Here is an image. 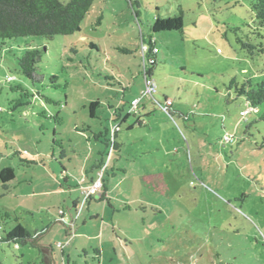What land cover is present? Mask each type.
<instances>
[{"label":"rangeland","instance_id":"obj_1","mask_svg":"<svg viewBox=\"0 0 264 264\" xmlns=\"http://www.w3.org/2000/svg\"><path fill=\"white\" fill-rule=\"evenodd\" d=\"M134 1L95 0L70 36L0 41V171L15 170L7 193L0 182V213L10 227L17 218L44 232L39 244L52 246L55 264H264V122L228 89L264 81V29L251 31L250 0ZM180 11L183 33L150 32ZM237 38L263 53L250 57ZM31 50L39 61L28 80L17 60ZM121 109L130 116L103 174L106 198L85 205L82 180L105 152L94 135ZM15 152L35 164L21 166ZM73 202L68 234L60 211ZM39 260L30 245L0 243V264Z\"/></svg>","mask_w":264,"mask_h":264},{"label":"trees","instance_id":"obj_2","mask_svg":"<svg viewBox=\"0 0 264 264\" xmlns=\"http://www.w3.org/2000/svg\"><path fill=\"white\" fill-rule=\"evenodd\" d=\"M95 0H68L66 3H61L57 0H0V41L12 40L25 37H43L52 39L55 36H70L76 32H80V25L89 13ZM130 6H137L136 1L128 0ZM251 13L253 23L256 28L251 29L252 33L258 38L259 30L264 29V0H250ZM183 13L172 18L157 17L150 26L152 34L164 32H179L183 33ZM232 30L236 34L240 29L233 27ZM237 42L241 48L250 56H253V51L257 54H262V45L253 46L243 38H237ZM154 43L149 41V48L146 53H142L143 63V78L145 80H153V68L156 65V54L154 52ZM123 53H128V50L122 49ZM19 73L28 80H33L36 72V66L39 61V51L31 50L25 52L18 60ZM155 83V82H154ZM156 89V86H155ZM154 89V91H155ZM229 90H233L234 94L242 98L245 104L250 109H257L261 112L260 121L264 122V81L255 82L251 78H245L242 84H237L234 80L230 81ZM154 93V92H153ZM152 93V94H153ZM130 103L131 111L137 112V104ZM98 102L90 103L89 116L95 118V110L98 107ZM171 106V103L170 105ZM261 111H260V110ZM113 113V126L109 130L94 135L95 140H102L105 152L100 153V158L95 162L90 170L92 176H87L82 180L85 184L83 189L84 199L86 189L97 181L100 176L101 190L96 195H91L85 200V205L91 200L102 201L106 198V187L103 181V174L108 168V160L113 152L119 148L116 143L117 133L120 132L121 124L125 123L130 113L121 115L122 109ZM168 111V110H167ZM137 123H140L137 121ZM131 128V127H130ZM264 144V143H263ZM14 156H21L15 152ZM22 157V156H21ZM20 158V164L23 167H30L35 164L34 160ZM15 179V170L11 167L4 168L0 171V182L3 190L7 193L9 184ZM87 183V184H86ZM97 197V198H96ZM79 202H74L73 208H78ZM84 207V206H83ZM76 221V220H75ZM74 221V222H75ZM14 226L10 227V215L0 213V243L16 247H24L30 245L32 248L38 249L40 260L38 264H55L53 257L52 246H42L39 244V238L44 232L30 233L18 223V219L14 218ZM73 222V223H74ZM73 230L68 227L67 233L72 234ZM33 264V263H32Z\"/></svg>","mask_w":264,"mask_h":264},{"label":"built area","instance_id":"obj_3","mask_svg":"<svg viewBox=\"0 0 264 264\" xmlns=\"http://www.w3.org/2000/svg\"><path fill=\"white\" fill-rule=\"evenodd\" d=\"M156 50H154L155 52ZM145 86H146V91L144 93V95L148 96L149 98L151 97L152 93L154 92V89H155V83L153 80H145ZM133 105H136L137 104V101H134L132 103ZM170 105V102H166V106L169 107ZM166 109V107H165ZM258 112L257 109H250L248 108V111H246L245 114H250V112ZM101 180H100V176L99 178L97 179V181L93 184H91L87 189L86 191L84 192L85 193V199L86 200L89 196L91 195H96L100 192L101 190ZM78 208L76 209V212H75V218L79 215L78 214ZM60 214H61V218H60V222H66L65 225L68 226L70 229H72V225H73V222L76 220L75 218L73 219V217H71V219H68V218H65V215L63 214V211H60Z\"/></svg>","mask_w":264,"mask_h":264},{"label":"crops","instance_id":"obj_4","mask_svg":"<svg viewBox=\"0 0 264 264\" xmlns=\"http://www.w3.org/2000/svg\"><path fill=\"white\" fill-rule=\"evenodd\" d=\"M73 204H74V202L72 203L71 208L70 209H67V212L63 211V214L65 215V218H68V219H71V217H73V219L75 218V215L74 214L76 212V209L73 208ZM78 216L75 218L76 220H77Z\"/></svg>","mask_w":264,"mask_h":264},{"label":"clouds","instance_id":"obj_5","mask_svg":"<svg viewBox=\"0 0 264 264\" xmlns=\"http://www.w3.org/2000/svg\"><path fill=\"white\" fill-rule=\"evenodd\" d=\"M77 209V208H76Z\"/></svg>","mask_w":264,"mask_h":264}]
</instances>
